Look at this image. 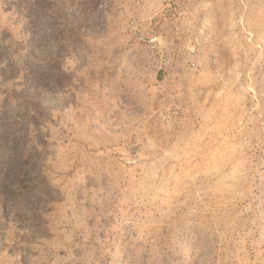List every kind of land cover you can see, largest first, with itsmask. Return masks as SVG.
<instances>
[{
  "label": "rangeland",
  "instance_id": "rangeland-1",
  "mask_svg": "<svg viewBox=\"0 0 264 264\" xmlns=\"http://www.w3.org/2000/svg\"><path fill=\"white\" fill-rule=\"evenodd\" d=\"M0 264H264V0H0Z\"/></svg>",
  "mask_w": 264,
  "mask_h": 264
}]
</instances>
